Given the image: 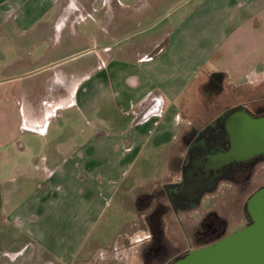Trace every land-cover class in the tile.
<instances>
[{"label": "crops", "instance_id": "0c3cea01", "mask_svg": "<svg viewBox=\"0 0 264 264\" xmlns=\"http://www.w3.org/2000/svg\"><path fill=\"white\" fill-rule=\"evenodd\" d=\"M61 1L0 0V26L12 23L36 35L42 18H62ZM177 18L164 37L137 42L145 52L135 61H101L81 83L59 77L56 64L37 72L55 74L50 100L46 108L31 105L28 115L1 100L0 85V240L19 246L0 264H39L40 255L50 264H83L78 257L90 229L140 159L166 152L159 180L150 184L168 181L174 156L168 148L201 111L198 97L208 76L223 74L240 89L252 72L263 74L264 0H204ZM61 24L43 30L61 33L66 20ZM151 99L154 108L137 118ZM73 108L83 123L71 120ZM153 176L147 173L143 186Z\"/></svg>", "mask_w": 264, "mask_h": 264}, {"label": "rangeland", "instance_id": "374dc122", "mask_svg": "<svg viewBox=\"0 0 264 264\" xmlns=\"http://www.w3.org/2000/svg\"><path fill=\"white\" fill-rule=\"evenodd\" d=\"M203 1L120 0L122 5L119 6V0H65L57 4L65 5L67 9L61 13L62 18L54 14L42 18L35 26L39 30L36 35L27 27L17 29L12 23L0 26V85L5 87L1 100L13 102L16 109L27 115L31 105L46 108L50 100L47 92L51 82L49 77L55 74L52 71L37 72L56 64L59 77L71 75L81 83V77L95 71L101 61H135L138 53L145 52L135 48L140 39L154 34L164 37L169 25L176 26L180 22L181 18L177 16L195 12ZM64 19L66 25L61 33L53 28L48 32L43 30L47 25L61 24ZM259 81L258 94L262 99L264 72H252L249 85ZM9 89L11 92L8 93ZM251 89L250 94H254ZM240 94L242 88L237 89V95ZM199 95L202 98V94ZM241 101L240 98L237 102ZM72 111L71 120L83 123L79 112L75 108ZM167 156L166 152H152L138 161V171L134 174L132 170L128 175L129 182L118 191L90 229L78 257L83 264H141L138 241L143 226L137 214V195L140 191L158 187L159 182H150L159 180L156 174L163 166L160 160H166ZM147 173L154 176L143 186ZM135 176L141 180H135ZM18 249L15 243L6 245L0 240V257L5 259ZM36 260L39 264H50L41 255Z\"/></svg>", "mask_w": 264, "mask_h": 264}, {"label": "flooded vegetation", "instance_id": "af4514ba", "mask_svg": "<svg viewBox=\"0 0 264 264\" xmlns=\"http://www.w3.org/2000/svg\"><path fill=\"white\" fill-rule=\"evenodd\" d=\"M224 77L211 74L201 85V111L193 114L194 123L183 127L177 143L168 148L174 154L168 181L137 197L143 226L138 241L141 264H170L248 223L246 202L264 186V155L237 147L232 118L236 114L260 118L264 97L258 94L260 81L244 84L242 94L237 95V88ZM150 101L137 118L154 108V99ZM173 174H177L175 180Z\"/></svg>", "mask_w": 264, "mask_h": 264}, {"label": "water", "instance_id": "95a60500", "mask_svg": "<svg viewBox=\"0 0 264 264\" xmlns=\"http://www.w3.org/2000/svg\"><path fill=\"white\" fill-rule=\"evenodd\" d=\"M232 121L237 147L264 155V115L253 119L236 114ZM246 212L248 223L242 230L170 264H264V186L248 198Z\"/></svg>", "mask_w": 264, "mask_h": 264}]
</instances>
